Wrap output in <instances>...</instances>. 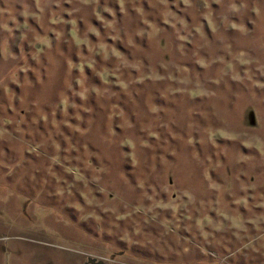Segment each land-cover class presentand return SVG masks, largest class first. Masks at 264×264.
<instances>
[{"label": "rangeland", "instance_id": "obj_1", "mask_svg": "<svg viewBox=\"0 0 264 264\" xmlns=\"http://www.w3.org/2000/svg\"><path fill=\"white\" fill-rule=\"evenodd\" d=\"M0 264H264V0H0Z\"/></svg>", "mask_w": 264, "mask_h": 264}, {"label": "water", "instance_id": "obj_2", "mask_svg": "<svg viewBox=\"0 0 264 264\" xmlns=\"http://www.w3.org/2000/svg\"><path fill=\"white\" fill-rule=\"evenodd\" d=\"M85 264H107L103 261H96L95 258H89L88 262H86Z\"/></svg>", "mask_w": 264, "mask_h": 264}, {"label": "crops", "instance_id": "obj_3", "mask_svg": "<svg viewBox=\"0 0 264 264\" xmlns=\"http://www.w3.org/2000/svg\"><path fill=\"white\" fill-rule=\"evenodd\" d=\"M0 240H1V236H0ZM1 242V241H0ZM2 243V242H1ZM1 255H2V247H1V250H0V260H1ZM2 261V260H1Z\"/></svg>", "mask_w": 264, "mask_h": 264}, {"label": "flooded vegetation", "instance_id": "obj_4", "mask_svg": "<svg viewBox=\"0 0 264 264\" xmlns=\"http://www.w3.org/2000/svg\"><path fill=\"white\" fill-rule=\"evenodd\" d=\"M97 261V259H95Z\"/></svg>", "mask_w": 264, "mask_h": 264}]
</instances>
